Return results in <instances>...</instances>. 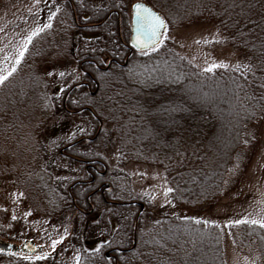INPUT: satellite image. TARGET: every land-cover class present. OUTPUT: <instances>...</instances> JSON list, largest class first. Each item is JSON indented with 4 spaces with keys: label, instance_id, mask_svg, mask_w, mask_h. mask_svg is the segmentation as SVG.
<instances>
[{
    "label": "trees",
    "instance_id": "obj_1",
    "mask_svg": "<svg viewBox=\"0 0 264 264\" xmlns=\"http://www.w3.org/2000/svg\"><path fill=\"white\" fill-rule=\"evenodd\" d=\"M60 1L65 3L72 20H65L67 23L58 29L59 36H64V46H73L72 25L84 31L80 40H100L107 36L105 31L115 34L114 38L108 37L109 48L82 49L84 54H78L76 62L65 59V68L55 63L57 69L52 72L38 70L49 55L27 52L0 85V97L4 93L0 100L12 107H0V136L12 133V126L18 124L17 102L27 98L33 100L39 110L38 120L45 124L30 144L32 152L21 156L23 160L5 149L9 148L6 142L0 145L8 155L5 159L0 151V189L15 194L19 188L25 217L45 228L42 236L36 230L23 228L16 239L55 241L57 236L59 241L55 252L36 254H46L44 260L31 256L26 261L13 251H0V264H226L223 234L215 221L203 217L201 211L222 196L230 165L245 145V130L264 118V0H172L178 3L177 9L187 5L191 13H197V20L214 23L222 35L220 40L239 51L241 59L237 64L211 72L177 53L166 39H162L158 50H145L147 54L133 47L127 8L135 0H93L96 8L92 15L84 10L85 0ZM143 1L157 10L163 8L155 0ZM56 9L54 6L49 10L45 0L37 14H28L25 21L18 23H26L23 28L43 36L42 29L56 19ZM92 18L98 20L89 21ZM80 20L81 26L77 24ZM165 20L167 29L170 22ZM102 22L104 29L99 27ZM92 30L97 35L87 38L85 32ZM43 47L39 44L33 49ZM111 57L120 62L104 71L108 72L105 85L89 101L88 97L93 96L82 81L89 80L95 88L100 82L98 68L92 72L94 79L84 72L88 65L92 66L88 60L111 61ZM73 63L78 65L76 70L71 67ZM76 118L84 120L85 126L74 130ZM59 125L64 126V134L48 142L43 132ZM114 157L120 164L146 162L162 168L173 189L169 192L173 206L161 216L134 210L138 204L135 199L105 200L110 210L108 233L117 232L116 225L120 229L131 222L124 243L116 235V242L107 243L109 248H125L117 258L109 260L101 248L88 246L93 214L84 209L91 205L90 194L110 177L109 173L102 176L94 170L98 164L107 169ZM89 165L95 167L92 174L87 170ZM83 177L87 185L76 184ZM98 198L92 201L103 203V197L101 202ZM124 208L129 210V219L122 216ZM162 208L168 209L162 206L161 211ZM192 209L200 216L189 215ZM207 214L214 216L210 209ZM17 219H11L6 228L0 226V237L13 236L9 228ZM236 238L245 252L264 264V227L239 223Z\"/></svg>",
    "mask_w": 264,
    "mask_h": 264
},
{
    "label": "rangeland",
    "instance_id": "obj_2",
    "mask_svg": "<svg viewBox=\"0 0 264 264\" xmlns=\"http://www.w3.org/2000/svg\"><path fill=\"white\" fill-rule=\"evenodd\" d=\"M43 2H45V0H0V75H7L8 72L13 71L17 61L21 58V53H23V55L27 52L28 55H31V51L32 55H34L35 52L40 54V51L46 53L49 57L45 60L44 64H39L38 70L40 68H46L45 70L55 71L57 69L55 63L60 62V64H62L60 65L61 68H65V66H63V61H65V59L69 60L73 58V62H76L75 60H78V54L83 53L82 49L86 51H102V48L110 47L108 37H113L115 33L105 31L107 36L102 39L100 38V40H80L84 31L77 29V27L75 28L73 25L71 26L72 32L77 34L74 35L73 33L72 35L71 33L73 46H64V36H59L58 29L60 26L63 27L65 20H69V15L65 3L60 0H46L49 10L54 6L58 8L55 10L56 19L54 22L49 21L47 23V25L50 26L46 27V30H44V28L42 29L43 36L40 35L41 33L32 35L33 32L30 28H23L24 22L18 23V21H25L28 14H37V10H39ZM155 2H158L163 8L165 7V10L166 8L168 10V13L165 14V10L159 8L164 18H168L170 22L162 39H166L168 44L177 53L187 57L197 66L206 69L213 64L235 65L240 61L239 51L220 40L222 35L219 34L214 23L201 19L197 20V13H191L187 5H185L186 8H179L181 11L179 13V9L176 7L178 3H173L172 0H155ZM84 5V7H86L84 9L85 11L91 13L90 15L95 14L93 11V9L96 8L95 1L92 0L91 2L90 0H85ZM131 6L130 3L127 8L129 27L132 21ZM97 20L98 19L94 20L92 18L89 21L94 22ZM99 27L104 29L103 26ZM85 34L87 36L97 35L94 30L85 32ZM29 37H31L30 42L28 39ZM77 39L80 40V45L77 43L76 46ZM39 44H44V47L38 50L36 48V50L33 49V47ZM114 44L116 45V42H114ZM101 54H103V52ZM70 55L72 57H70ZM104 56L105 55H103V57ZM101 59H97L98 62L100 61L99 64L107 65L108 58ZM71 67L76 70L78 65L73 63ZM97 71V78L100 84L96 88L93 85L88 87L89 93L91 92L90 94L93 96L91 98L88 97L90 99L89 101L95 98V95L98 91H101V88L106 82V73L108 72H104L105 70L101 69ZM41 75L44 76L43 73H41ZM2 91L3 90L0 89V94ZM3 95H1L0 98H3ZM24 102L25 104H23ZM1 103H3V105H1ZM1 106H4V108H12L8 107V103L2 100H0V107ZM16 106L15 118L18 124L16 127L14 125L12 126L11 134H1L0 145H2V141L6 142L9 148L5 149L19 156L18 160L20 158L23 160L21 156H27L32 152V150H30V144L31 142L33 144L36 134L42 131V127H45V124L38 120L39 110L35 108L33 100L30 98L17 102ZM0 113L2 112L0 111ZM11 118L12 117H9L7 119L13 120ZM82 121L84 120L80 118H76L75 123L73 121L74 130L80 126H85ZM35 127H37L36 132ZM60 130L61 132L64 130L63 125H59L54 129L46 128L43 132V136L48 142H51V140L57 139L58 135L64 134V132L61 133ZM244 142V147L238 150L235 160L230 165L228 183L222 196L208 203L204 210L201 211L204 215H201L203 217H208L209 220L215 221L213 223L221 230L223 234V251L226 264H263L259 258L245 252L237 243L236 235L239 223H235V221L247 220L249 224H252V220L264 221V118L259 119V121L250 125L245 130ZM5 149L3 151L4 153L0 151L6 159L8 155ZM117 161L115 157L112 158L106 170V173L110 174V177L104 181L110 182V185L108 187L106 186V200L112 199L114 202H124L126 200L135 199L139 204H136L134 210H141L146 214H150L149 212H151L152 215H154V213L155 215H166L173 204L170 200V193L167 192V189L171 188V185L165 177L163 169L157 165L146 162L127 161L120 164V162L118 161L117 163ZM86 176L87 175L84 174V177ZM84 177L83 179H79L76 184L84 183L83 185H87L88 182L86 183V179L88 176L87 178ZM72 188H74V185ZM90 197H92L90 200L91 205L90 207H86L87 209H84L86 212H92L93 214L92 235L88 237L90 241L88 246L95 248L99 247L104 252L103 254H105V252L110 249L107 244L109 241L112 240V242H116L115 238L119 237L120 239H118L124 243L131 222L124 224L120 229L116 225V230L118 231L113 232V230H111L110 233H108V223L106 222L110 216L108 212L109 209L106 208V205L108 207L109 203L107 202L105 205V198H103V203H96L92 201V199L95 198L92 194H90ZM98 197V201L101 202L102 198L99 193ZM22 198L23 193L19 188L16 189L15 194H10L0 189V226L6 228L9 226L8 224L11 219H17L19 217L14 225L9 228L13 236L11 238L2 236L0 239L15 242L18 245L25 240L22 238L16 239L23 228L36 230L39 232L40 236L44 235L43 232H45L42 223L32 222L28 217H25L26 211L21 209L22 206H25ZM162 206L168 209L162 208L161 211ZM100 207H102V209H99ZM209 209L214 216L207 214L209 213ZM123 211L122 216L129 219V210L124 208ZM194 212L198 215H195ZM4 213L7 214L6 217L8 218L3 217ZM190 213H193L189 215L195 218L200 216L194 209H192ZM114 214L112 213V217H117V215L114 216ZM225 214L227 217H225ZM115 235L116 237H114ZM55 239V241H57L58 237L56 236ZM36 242L42 245L43 253L55 252L56 246L58 245L57 243L53 246V241H41L39 239H36ZM105 244H107V246L103 249L102 246ZM13 252L18 254L20 258L25 256H36L35 254H28L26 252ZM107 259L110 260L111 258ZM44 263L47 264L45 261ZM69 264L74 263L69 262Z\"/></svg>",
    "mask_w": 264,
    "mask_h": 264
},
{
    "label": "snow or ice",
    "instance_id": "obj_3",
    "mask_svg": "<svg viewBox=\"0 0 264 264\" xmlns=\"http://www.w3.org/2000/svg\"><path fill=\"white\" fill-rule=\"evenodd\" d=\"M134 13H135V21H136V38H135V44L137 47H141L142 49H148L151 48L153 51L158 50L157 46L162 43L160 37L162 33L160 32V29L165 27L164 20L160 17L159 14L154 12L151 8L147 7L143 3H135L133 5ZM50 25H46V27H49ZM36 33H33L35 35ZM29 42L31 41V37L28 38ZM144 54H147L145 51ZM23 56V53H21V57ZM19 63V60L17 61ZM218 67H227V65L224 64H213L211 67L207 68L206 71H213L214 69ZM15 71V69H13ZM12 75V72H8L7 75H0V85H2L9 76ZM61 76L64 75V73H60ZM173 189L168 188L167 192H172ZM15 218V217H13ZM197 223H200V221H197ZM207 223V221H205ZM235 223H248L247 220L243 221H235ZM252 224L259 223L261 227H264V221H257L252 220ZM59 243V241H53V246L55 244ZM0 251H3L0 249ZM97 251H99L97 249ZM25 260L32 259L29 256L23 257ZM36 260H44L46 259V254L39 255L35 257Z\"/></svg>",
    "mask_w": 264,
    "mask_h": 264
},
{
    "label": "flooded vegetation",
    "instance_id": "obj_4",
    "mask_svg": "<svg viewBox=\"0 0 264 264\" xmlns=\"http://www.w3.org/2000/svg\"><path fill=\"white\" fill-rule=\"evenodd\" d=\"M78 17V16H77ZM76 22H77V19H76ZM79 26H81L83 23H82V21L80 20V22L79 23H77ZM93 24V26H96V25H99L100 23H92ZM102 24H103V22L100 24V26H102ZM104 27V26H103ZM106 27V26H105ZM120 33H121V31H120ZM121 37L123 38V36L121 35ZM87 38H88V36H87ZM127 46V45H126ZM128 47V46H127ZM129 48V47H128ZM89 62H88V64H90V65H92L90 68H89V65H88V68L87 69H84V72H88L89 74H90V77L91 78H93L94 79V76H93V74H92V72H94L95 71V67L96 68H98V69H101V70H107V69H110V65L111 64H113V63H116V62H120L116 57H111V61L108 59V63H107V65H102V64H99V62L97 61V60H94V59H89L88 60ZM84 68V67H83ZM92 69H94V70H92ZM82 84H84V86H87V87H90V85H92L91 84V82L89 81V80H84V81H82ZM70 148V147H69ZM65 149H67V148H65ZM64 149V150H65ZM98 166H99V164H98ZM96 167V168H98V169H95V167L94 166H88L87 167V170H89V173L90 174H92V172H93V170L94 171H96V173H101L102 174V176H105L106 175V168L105 167H103V169L99 166V167ZM94 175V174H93ZM89 181V180H88ZM107 182H109V181H107ZM104 183H106V182H104ZM104 183H102V184H100V186L94 191V192H92L91 194H92V196L93 197H98V193L100 194V196H102L103 198H105V200L107 199L106 198V194H107V189H106V186L105 185H103ZM110 183V182H109ZM107 201H110V202H114V200H112V199H108ZM125 248H123V247H121V246H116V247H112V248H110L109 250H107L106 251V257L107 258H111V259H114V258H117V254L118 253H120L121 251H123ZM108 251H109V253H108Z\"/></svg>",
    "mask_w": 264,
    "mask_h": 264
},
{
    "label": "water",
    "instance_id": "obj_5",
    "mask_svg": "<svg viewBox=\"0 0 264 264\" xmlns=\"http://www.w3.org/2000/svg\"><path fill=\"white\" fill-rule=\"evenodd\" d=\"M143 3L147 7L151 8L154 12L160 15V17L164 20L165 25L166 21L160 11L155 9L151 4L144 2V1H136L133 3ZM132 5V35H131V45L135 47L138 50H147V49H142L141 47H137L135 44V38H136V21H135V13ZM166 29V26L160 29V32L162 33L160 39L162 40L164 31ZM150 49V48H148ZM0 249L3 251H20V252H26L28 254H42L43 253V247L42 245L38 244L35 242L33 239H27L24 242H22L20 245L14 242H9V241H4L0 239Z\"/></svg>",
    "mask_w": 264,
    "mask_h": 264
}]
</instances>
